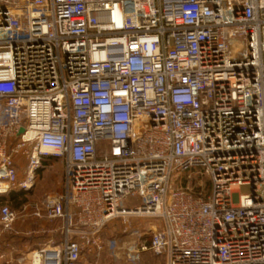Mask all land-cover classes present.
I'll return each instance as SVG.
<instances>
[{
	"label": "built area",
	"instance_id": "1",
	"mask_svg": "<svg viewBox=\"0 0 264 264\" xmlns=\"http://www.w3.org/2000/svg\"><path fill=\"white\" fill-rule=\"evenodd\" d=\"M50 158L63 192L0 208L44 224L20 264H96L131 220L165 264H264V0H0V196Z\"/></svg>",
	"mask_w": 264,
	"mask_h": 264
},
{
	"label": "rangeland",
	"instance_id": "2",
	"mask_svg": "<svg viewBox=\"0 0 264 264\" xmlns=\"http://www.w3.org/2000/svg\"><path fill=\"white\" fill-rule=\"evenodd\" d=\"M232 51L236 55H241L244 52V48L241 45L235 43L232 46ZM47 161L48 162L45 164L44 168L38 172L36 185L30 192L25 193L24 196L20 197L19 201H21V205L14 209L9 203L0 202V208L3 205H8L9 207H11V209L18 211L24 205L40 203L46 195L62 193L64 172L62 161L54 158H50ZM22 178L23 170H21L20 172V179ZM202 182L203 184L201 186V191L207 194L210 190V186L206 180H203ZM239 193L241 195H247L248 190L247 188L241 187ZM139 222L140 221L138 220H131V228L126 232H124L125 225L120 221L109 224L102 233L104 251L101 257L97 260L96 264H165V259L163 257H155L150 252L138 253L135 250L136 246L147 244L150 239V236L146 231H142L141 237L137 235V233L139 232H136L135 229L139 228ZM152 223L156 224L158 223V221H152ZM28 224H30V221L28 222ZM146 225L147 223L144 224V227H146ZM12 236L13 235L2 234L0 228V239H6L5 244H9L10 241L13 240ZM43 237H41V239L45 240L46 236ZM29 240H32V242L36 241L32 238ZM42 240H40V242H42ZM11 248L12 249H9L7 246L6 250L8 252L11 251V254L13 255L14 253H16V251H13V245H11ZM32 249L33 248H31L30 250ZM3 250H1V253L6 252ZM30 250H28L27 252L22 250L23 255H20L19 257H28ZM6 259H9L8 255L6 256ZM13 259L15 260V258ZM4 260L5 258L2 260V263L4 262ZM14 260L13 263L4 262V264H20L19 260Z\"/></svg>",
	"mask_w": 264,
	"mask_h": 264
},
{
	"label": "crops",
	"instance_id": "3",
	"mask_svg": "<svg viewBox=\"0 0 264 264\" xmlns=\"http://www.w3.org/2000/svg\"><path fill=\"white\" fill-rule=\"evenodd\" d=\"M9 204H10V202H9ZM144 224H146L145 221H140L138 225H139L140 228H144ZM43 226H44V224L38 223V222H33V221L30 222V224L21 223V222L17 223L16 227H15L16 228L15 230L17 231V234L12 236L13 240L10 241L9 244H5L6 239H2V240L0 239V264H4V262L13 263V260H14L13 258H15L14 261L19 260L21 258L19 256L23 255L22 254V250L27 252L31 248H34L38 243H40V240H42L41 237H43V236L37 235L35 232L40 227H43ZM29 232H30V234H29ZM36 236H39V237H36ZM31 238L35 239L36 241L32 242V240H29ZM43 241L44 240H42V242ZM6 245L8 246L9 249H12L11 245H13V247H14L13 251L14 252L16 251V253L13 252L14 254L12 255L11 251L8 252L6 250V248H7ZM1 250L6 251V252H2L1 253ZM7 255H8L9 259H6ZM4 258H5V260L2 263V260Z\"/></svg>",
	"mask_w": 264,
	"mask_h": 264
},
{
	"label": "trees",
	"instance_id": "4",
	"mask_svg": "<svg viewBox=\"0 0 264 264\" xmlns=\"http://www.w3.org/2000/svg\"><path fill=\"white\" fill-rule=\"evenodd\" d=\"M48 161L45 162V164ZM24 192H12L8 194L7 196H0V202L1 203H9L10 205L15 209L21 205V201H19L20 197L24 196Z\"/></svg>",
	"mask_w": 264,
	"mask_h": 264
},
{
	"label": "water",
	"instance_id": "5",
	"mask_svg": "<svg viewBox=\"0 0 264 264\" xmlns=\"http://www.w3.org/2000/svg\"><path fill=\"white\" fill-rule=\"evenodd\" d=\"M22 132H23V130L20 131V133H22Z\"/></svg>",
	"mask_w": 264,
	"mask_h": 264
}]
</instances>
